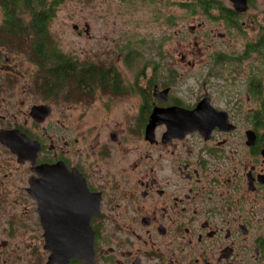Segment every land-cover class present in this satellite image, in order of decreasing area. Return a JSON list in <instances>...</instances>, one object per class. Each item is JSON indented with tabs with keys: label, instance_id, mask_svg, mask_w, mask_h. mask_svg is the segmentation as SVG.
Returning a JSON list of instances; mask_svg holds the SVG:
<instances>
[{
	"label": "flooded vegetation",
	"instance_id": "flooded-vegetation-1",
	"mask_svg": "<svg viewBox=\"0 0 264 264\" xmlns=\"http://www.w3.org/2000/svg\"><path fill=\"white\" fill-rule=\"evenodd\" d=\"M120 1L165 28L154 68L111 42L91 70H7L0 42V264H264V82L235 76L264 65V0ZM176 7L198 25L177 31ZM250 27L244 51L218 47ZM188 34L237 65L206 69L226 81L182 82L165 42Z\"/></svg>",
	"mask_w": 264,
	"mask_h": 264
},
{
	"label": "rangeland",
	"instance_id": "rangeland-1",
	"mask_svg": "<svg viewBox=\"0 0 264 264\" xmlns=\"http://www.w3.org/2000/svg\"><path fill=\"white\" fill-rule=\"evenodd\" d=\"M137 4V2H136ZM124 4L120 0H65L64 3L58 8L56 13V18L53 21L51 30L56 36L59 48L63 53H67L74 58L85 61L91 60L93 57V51L96 48L98 57L100 56L105 44L115 43L119 46H124L128 43L129 48L133 51H138V42L142 37H145V41L150 46V51H152V38H157L160 36L161 31H164L162 26L155 22V12L149 9V7H141L138 3L137 5ZM2 12V11H1ZM3 16L0 13V19ZM176 18L178 26L176 30H185L188 32L190 25H198L200 19H195L192 17H185V12L176 7ZM181 24V25H180ZM180 25V26H179ZM77 26L76 30L74 27ZM86 26L89 27V34H86ZM250 27L247 35L236 36L231 41H224V44L218 45L220 49H228L230 55L244 51L245 45L250 41H254L259 33H254ZM79 31L82 34H79ZM200 32H197L199 35ZM189 35V36H188ZM186 38V43H179L183 37L179 36L172 40L165 42L166 49L170 50L171 53L177 52V57L172 58L170 62L175 63V70H189L190 74H185L186 79L182 82H222L225 79H220L219 77H225L227 73L233 72L237 69V65L234 63L224 65L223 67H213L214 58H205L200 56V52L203 46L202 38L193 34H188ZM109 39V40H108ZM125 40V42H124ZM198 41L199 44L196 47L195 42ZM247 41V42H246ZM220 42H217L219 44ZM182 46L185 48L187 53L195 51L198 56L193 54L189 55L187 61L191 62V65L183 63L180 59L179 53L182 52ZM11 56L18 57L16 60L11 62V66L7 70H35L34 66L30 62L23 58V55L13 54ZM143 58H148L147 54H142ZM117 58V57H116ZM115 58V59H116ZM209 63V64H207ZM123 65V62L120 63ZM247 66L255 67L256 70H236L235 76L238 79L236 82L245 83L248 81L250 71L254 72L258 78L264 82V65L256 62V60H247ZM213 69L214 76L209 79L206 74V69ZM133 68H130L132 70ZM165 68L163 67L162 70ZM148 70V69H146ZM150 70V69H149ZM225 70L226 74L219 72ZM233 79V74L230 76ZM255 105L251 104L249 108H254Z\"/></svg>",
	"mask_w": 264,
	"mask_h": 264
},
{
	"label": "trees",
	"instance_id": "trees-1",
	"mask_svg": "<svg viewBox=\"0 0 264 264\" xmlns=\"http://www.w3.org/2000/svg\"><path fill=\"white\" fill-rule=\"evenodd\" d=\"M64 1L1 0L5 22L0 32V42L6 46V51L10 54L25 56L37 67L35 70H91L93 66L91 60L80 61L63 53L51 30L57 10ZM151 52L147 44L144 46L143 53L141 49H138L144 68L148 65L153 68L155 66ZM142 54H147L148 58H143ZM73 74L72 71H64L65 79H62L60 74H54L55 78L51 79L50 74L47 81L61 82L59 78L64 82L72 81L69 79H73Z\"/></svg>",
	"mask_w": 264,
	"mask_h": 264
},
{
	"label": "water",
	"instance_id": "water-1",
	"mask_svg": "<svg viewBox=\"0 0 264 264\" xmlns=\"http://www.w3.org/2000/svg\"><path fill=\"white\" fill-rule=\"evenodd\" d=\"M77 27V26H76ZM86 34H89V27L86 26V30H85Z\"/></svg>",
	"mask_w": 264,
	"mask_h": 264
}]
</instances>
